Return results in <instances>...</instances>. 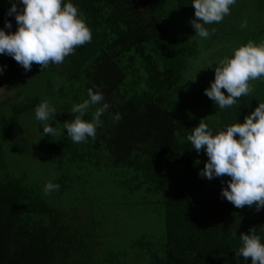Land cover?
Wrapping results in <instances>:
<instances>
[{"label":"trees","instance_id":"1","mask_svg":"<svg viewBox=\"0 0 264 264\" xmlns=\"http://www.w3.org/2000/svg\"><path fill=\"white\" fill-rule=\"evenodd\" d=\"M71 2L83 14L92 40L64 63L50 65L45 75L39 64L26 71L14 58L0 54V85L8 93L0 96V264H128L130 256L131 264H251L235 252L241 246L239 236L251 235L250 229L264 240V209L236 208L227 201L221 193L230 177H201L208 157L192 148L187 136L202 119L214 134L244 123L264 103V78L250 81L252 93L220 110L205 95L209 79L197 77L203 50L195 29L190 25L191 35L183 34L188 18L202 22L191 0ZM253 4L254 29L250 26L246 44L264 40V0ZM10 7L0 0V28L7 19L13 26L6 31L15 32L14 16L6 15ZM215 25L205 28L216 35L220 51L225 37L222 26ZM89 88L102 92L110 107L101 116L95 139L73 143L63 124L74 118L72 106L88 99ZM46 99L66 107L62 134L41 140L53 182L60 185L56 197L91 196V171L104 176L112 172L117 192L123 194L122 202L111 206H159L162 230L143 231L134 236L129 250L95 258L93 233L80 222L93 212L59 203L28 183L26 175L11 173L6 147L28 146L21 119L34 115ZM99 106L90 107L83 119L91 121ZM117 113L119 121L114 119Z\"/></svg>","mask_w":264,"mask_h":264},{"label":"clouds","instance_id":"2","mask_svg":"<svg viewBox=\"0 0 264 264\" xmlns=\"http://www.w3.org/2000/svg\"><path fill=\"white\" fill-rule=\"evenodd\" d=\"M7 2L11 7L6 15L14 16L18 27L15 32L6 31L13 25L10 20H5L4 27L0 28V54L14 58L26 71L31 70L33 63L41 65L43 71L52 64H62L78 46L92 40L91 29L71 0ZM235 3L236 0H191L195 17L202 21H191L196 36L208 38L210 32L205 25L220 23L230 14V6ZM217 65L214 81L210 88L205 89V95L223 110L236 104L238 98L253 92L250 81L264 78V42L257 44L249 41ZM3 71L4 67H0V74ZM87 95L88 99L72 106L74 118L63 124L68 139L73 143L95 139L96 130L103 123L101 116L110 107L104 102L102 92L89 88ZM95 105L101 106L95 109L92 120L83 119L90 107ZM56 112L47 99L35 107V118L41 122L44 136L57 134V127L49 123ZM114 119L119 121L122 117L117 113ZM204 120L187 136L192 148L197 152L205 151L208 157L200 172L201 177L209 180L225 175L230 177L221 193L227 201L236 208L255 206L257 211L264 209V103L259 102V106L244 118V123L229 125L215 134ZM59 188V184L49 181L44 193L47 195ZM249 231L251 235L242 233L239 236L241 246L235 254L246 261L250 259L251 264H264V240L254 228Z\"/></svg>","mask_w":264,"mask_h":264},{"label":"rangeland","instance_id":"3","mask_svg":"<svg viewBox=\"0 0 264 264\" xmlns=\"http://www.w3.org/2000/svg\"><path fill=\"white\" fill-rule=\"evenodd\" d=\"M191 19L193 20L195 18H188V20L182 24L184 35L188 33L191 35L189 30L190 25L192 26ZM253 20V0H236V3L230 6V14L226 15L220 23H216L222 26L221 33L222 36L225 37L222 50H218L220 46H218L219 43L217 42L216 35L213 36L210 33L208 38L196 37L200 43L201 50H203V54L199 59L201 63H198L200 72L197 73V77L201 76V80L205 78L209 79V88L211 82L214 81L215 68L218 67L217 64L225 57H231L235 49L241 45H245L246 41L249 40L248 37L251 34L250 26H253L252 29H254ZM242 25L246 26L242 27ZM210 26L216 28L215 23ZM252 34H254L253 31ZM219 36L221 38V35ZM214 39L216 40L213 41ZM252 41L257 44L264 42V40L258 38H254ZM204 66L207 67V69H205ZM45 73L46 71H44V74ZM45 78H47V76H45ZM2 79L3 76L0 74V81H2ZM30 83V87H33L32 92L36 93V90H39L38 87L36 89V79L32 78ZM43 89L40 90L42 91ZM42 93L45 94V90ZM0 96L5 98L8 96L5 87L1 85ZM52 105L56 108L57 112L55 117L52 118L53 121L50 120L49 123H51L52 127H57V134L55 136H59L62 134L60 126L64 121L61 116L63 112L66 111V107L63 105ZM21 124L25 132L28 146L8 145L6 147V158L9 162V169L12 174L26 175L29 179L27 180L28 183L38 185L44 191L45 185L49 181L53 182L54 172L48 163L47 154L41 149V140L44 137L43 126L41 122L35 118V114L24 116L21 119ZM91 172L92 177L89 178L91 196L82 194L76 198L66 197L63 200L64 204L71 208H84L86 211L93 212L91 215L84 217V220L80 222L83 223L82 225H84L87 230L93 233L92 240L95 243V258L102 257L104 259L109 257L111 253L116 254L129 250L130 242L134 239V236L141 234L143 231L149 229L162 230L159 206L154 205L151 209H148L146 206L129 207V209L126 210L116 209L111 205L113 203L120 204L122 202L121 196L123 193L117 192L113 175H111L112 172L107 176L96 174V172L94 173L93 171ZM102 184L104 187L102 191H100L98 188ZM48 195L52 196V199H56L57 202L63 203L62 198L56 197V191H52ZM99 204L103 205L102 211L99 209ZM107 204H109V206H107ZM98 252H100L99 256H97ZM126 263L131 264V256L126 259Z\"/></svg>","mask_w":264,"mask_h":264}]
</instances>
